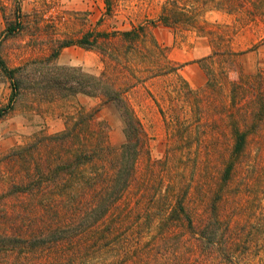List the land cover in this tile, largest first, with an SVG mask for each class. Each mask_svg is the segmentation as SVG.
I'll return each instance as SVG.
<instances>
[{"label": "trees", "instance_id": "obj_1", "mask_svg": "<svg viewBox=\"0 0 264 264\" xmlns=\"http://www.w3.org/2000/svg\"><path fill=\"white\" fill-rule=\"evenodd\" d=\"M105 1L111 11V1ZM213 10L234 16L240 27L264 24V0H164L157 19L151 22L196 32L209 40L214 54H238L230 46L232 26L205 18L206 12ZM2 11L6 37L23 29L19 6L11 16L5 8ZM146 33L144 24L98 33L101 41L88 32L75 41L64 39L52 46L48 55L16 67L0 57L1 72L14 93L25 89V80L30 77L32 91L41 101L78 93L99 96L103 103L117 105L126 136L120 145L112 144L106 125L96 121L95 112L80 110L66 119L63 130H39L31 141L0 159L10 174L8 188L0 194V220L11 228L10 232L0 228V264H136L146 256L168 260L165 264H180L179 259L162 254L180 249L186 241L193 245L194 264H238L247 256L244 249L257 239V233L245 227H234L239 231H233L220 212L229 194L238 192L231 179L243 161L250 136L264 125V71L259 69L243 81L233 82L229 119L218 118L224 122L223 128L216 123L219 129H229L232 146L213 189L206 192L203 185L195 184L196 200L203 205L192 213L183 196L174 195L177 187L173 182L158 181L132 192L140 161L148 153L149 135L127 97L135 83L120 75L117 60L123 48L133 54L146 52ZM74 42L98 48L105 62L99 75L57 63L61 49ZM263 44L264 35L250 50ZM130 62L122 68L131 69ZM156 65L151 76L168 72ZM249 188L253 192L250 183ZM204 194L209 198L207 203ZM124 219L127 224H123ZM182 226L181 236L177 228ZM148 228H155L158 237L147 247L142 235ZM149 249L154 253H145ZM105 253L112 257L99 261Z\"/></svg>", "mask_w": 264, "mask_h": 264}, {"label": "rangeland", "instance_id": "obj_2", "mask_svg": "<svg viewBox=\"0 0 264 264\" xmlns=\"http://www.w3.org/2000/svg\"><path fill=\"white\" fill-rule=\"evenodd\" d=\"M110 1L111 11L107 10L105 0H0V57L9 66L16 67L48 55L52 46L64 39L75 41L91 32L101 41L103 38L98 33L146 25L147 53L143 50L133 54L123 48L117 60L120 75H126L135 83L127 97L149 135L148 153L140 161L139 177L132 192L138 193L146 184L158 181L163 184L173 182L177 187L174 195L183 196V202L192 213L199 212L203 202H197L194 186L203 185L206 192L213 189L225 166L224 157L232 146L229 129H219L216 125L219 122L221 128L224 127V122L218 119L220 116L229 119L232 84L243 81L259 69L264 71V44L250 50L263 37L264 24L251 23L240 27L234 16L224 11L206 12L208 21L232 26L230 46L238 53L214 54L209 40L192 30L152 24L164 0ZM17 6L21 9L23 29L6 37L2 8L11 16ZM113 44L118 47L117 43ZM129 60L131 69L122 68ZM57 63L80 67L95 75L105 68L98 48H86L76 42L61 49ZM156 63L168 72L151 76ZM25 81V89L14 93L0 69V159L16 146L31 141L39 130L46 133L63 130L66 119L80 110L95 112L96 121L106 125L112 144L124 142L125 123L115 103H103L99 96L82 93L41 101L32 91L30 77ZM61 126L62 129L55 131ZM263 165L264 125L250 136L243 161L231 179L238 192L229 194L220 212L233 231H239L234 227H245L244 230L257 233V239L244 249L248 250L247 256L242 253L245 258L238 264H264ZM9 175L5 165L0 164V194L8 188ZM249 183L253 192H249ZM203 198L204 203L209 201L207 194ZM125 219L123 224H127ZM0 228L11 231L10 225L2 219ZM177 229L182 236L183 226ZM157 237L156 229L148 228L142 235V242L148 247ZM192 246L186 241L180 249L162 255L179 259L180 264L186 261V264H194L196 257ZM145 253L154 252L149 249ZM111 257L105 253L98 259L102 261ZM167 261L146 256L136 264H165Z\"/></svg>", "mask_w": 264, "mask_h": 264}, {"label": "crops", "instance_id": "obj_3", "mask_svg": "<svg viewBox=\"0 0 264 264\" xmlns=\"http://www.w3.org/2000/svg\"><path fill=\"white\" fill-rule=\"evenodd\" d=\"M60 129H62V126H61V128L55 129V131H59Z\"/></svg>", "mask_w": 264, "mask_h": 264}]
</instances>
